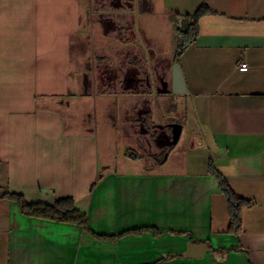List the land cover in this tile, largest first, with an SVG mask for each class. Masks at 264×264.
<instances>
[{
  "label": "crops",
  "instance_id": "crops-1",
  "mask_svg": "<svg viewBox=\"0 0 264 264\" xmlns=\"http://www.w3.org/2000/svg\"><path fill=\"white\" fill-rule=\"evenodd\" d=\"M203 3L214 12L179 58L192 139L157 159L147 149L162 130L153 100L169 89L155 88L152 71L135 73L138 44L94 45L88 90V49L85 70H73L85 0H0V196L71 197L84 216L27 215L0 197V264H264V0H134L132 12L141 34L142 20L171 31ZM94 99L115 115L105 139L85 108ZM211 164L252 201L238 235ZM189 244L204 255L185 257Z\"/></svg>",
  "mask_w": 264,
  "mask_h": 264
},
{
  "label": "rangeland",
  "instance_id": "rangeland-1",
  "mask_svg": "<svg viewBox=\"0 0 264 264\" xmlns=\"http://www.w3.org/2000/svg\"><path fill=\"white\" fill-rule=\"evenodd\" d=\"M85 5H88L90 16L87 19L83 17L82 22L83 24L87 23L89 30H87L88 35L86 38H83V43L76 45L78 39L74 36V44L76 43L75 46L77 47L75 50L76 52H74L73 70L76 74L85 70L84 57L86 56V52L84 51L88 49L90 51V63L87 67L88 80L90 81L88 90H93V85L96 83L99 70L98 62H96L95 58L97 52L96 50L92 52L91 48L100 43L112 44L114 42L123 43L126 41H132L138 44L137 46L139 49L136 51V64H134L135 73L142 74L146 69V75L148 76L149 72L152 71L154 77H159V80L157 79L154 84L156 89L164 90L166 87L171 89V84H166L165 81L167 78L168 83L171 82V69L178 50V30L187 28L186 22H177L170 31V28L166 29L159 23L147 24L142 20V23L139 22L138 24L143 32V34H141V32L139 33V29L135 26V19L132 12L134 0H85ZM82 10H84L83 7ZM101 10H104L106 15L99 14L98 12ZM77 37L80 38L79 36ZM81 52L83 53L82 56ZM165 95L167 96L155 98L153 100L155 110L154 120L162 124V130L159 131L156 138L153 140L155 141V145L147 149L148 154L156 152V158L161 150H168V145H170L171 141L167 138L170 132H174L171 123L179 124L184 128L177 144L179 147H182L189 139H192L191 133L195 123L185 94L167 93ZM43 101L44 100H42L41 103H43ZM44 103L49 102L45 100ZM104 106L107 105H103V103L97 99L91 100L85 104V108L88 109L89 113H93L94 119L92 124L95 122V127L101 129L100 133H102L101 138L103 139L108 137L103 133L102 127L115 116L114 112L110 111L111 109L108 107L105 108ZM93 127L94 124L92 125V128ZM147 134H149V132H147ZM121 144L124 148L126 147L125 149L130 147L141 151V148H139L136 142L131 138L123 137L119 141V145ZM166 155L167 154L161 155V158H165Z\"/></svg>",
  "mask_w": 264,
  "mask_h": 264
},
{
  "label": "trees",
  "instance_id": "trees-1",
  "mask_svg": "<svg viewBox=\"0 0 264 264\" xmlns=\"http://www.w3.org/2000/svg\"><path fill=\"white\" fill-rule=\"evenodd\" d=\"M213 12L214 10L211 7L206 3H203L194 14H187L185 16L187 28L184 30H178L176 62H179V58L184 50L196 40L199 34V19L202 16ZM167 91L172 92L171 89ZM126 155L132 156L129 152H126ZM137 157L138 156L133 158ZM210 173L218 179L220 188L227 199L230 216L229 232L238 235L242 231L244 209L250 207L252 201L236 195L226 178L220 174L212 164L210 165ZM0 197L15 199L18 201L21 210L27 215L74 222H83L84 220V216L77 210L74 200L71 197L60 198L54 204L41 202L30 203L25 199L24 195L14 192H7Z\"/></svg>",
  "mask_w": 264,
  "mask_h": 264
},
{
  "label": "water",
  "instance_id": "water-1",
  "mask_svg": "<svg viewBox=\"0 0 264 264\" xmlns=\"http://www.w3.org/2000/svg\"><path fill=\"white\" fill-rule=\"evenodd\" d=\"M171 91L175 94H185L187 93V86L185 77L182 71L181 64L179 62H175L172 66V83H171ZM177 125V131L175 133L174 142H178L181 134H182V126ZM204 244H189L187 251L184 253L185 257L188 258H198L202 257L205 252Z\"/></svg>",
  "mask_w": 264,
  "mask_h": 264
},
{
  "label": "flooded vegetation",
  "instance_id": "flooded-vegetation-1",
  "mask_svg": "<svg viewBox=\"0 0 264 264\" xmlns=\"http://www.w3.org/2000/svg\"><path fill=\"white\" fill-rule=\"evenodd\" d=\"M167 89H169V88H167ZM167 93L170 94V93H173V92H167ZM167 93L165 92L162 95H165ZM171 127H173V131L174 132H170L169 135H168V138H167V139H169L171 141V143H170V145H168V150L167 151L161 150V152L157 154L159 156V158H161V155H165V154L168 155L177 146V144L179 142V141L176 142V143L174 142L175 133L177 131V125H175L174 123H171ZM161 159H163V158H161Z\"/></svg>",
  "mask_w": 264,
  "mask_h": 264
},
{
  "label": "built area",
  "instance_id": "built-area-1",
  "mask_svg": "<svg viewBox=\"0 0 264 264\" xmlns=\"http://www.w3.org/2000/svg\"><path fill=\"white\" fill-rule=\"evenodd\" d=\"M240 70H247L248 69V64L246 62H242L239 65Z\"/></svg>",
  "mask_w": 264,
  "mask_h": 264
}]
</instances>
